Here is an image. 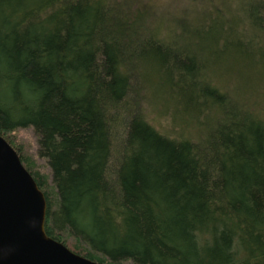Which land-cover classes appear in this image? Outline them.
<instances>
[{
  "label": "trees",
  "instance_id": "1",
  "mask_svg": "<svg viewBox=\"0 0 264 264\" xmlns=\"http://www.w3.org/2000/svg\"><path fill=\"white\" fill-rule=\"evenodd\" d=\"M187 2L0 0V136L98 264H264V0Z\"/></svg>",
  "mask_w": 264,
  "mask_h": 264
},
{
  "label": "water",
  "instance_id": "2",
  "mask_svg": "<svg viewBox=\"0 0 264 264\" xmlns=\"http://www.w3.org/2000/svg\"><path fill=\"white\" fill-rule=\"evenodd\" d=\"M43 193L0 136V264H98L45 233Z\"/></svg>",
  "mask_w": 264,
  "mask_h": 264
},
{
  "label": "rangeland",
  "instance_id": "3",
  "mask_svg": "<svg viewBox=\"0 0 264 264\" xmlns=\"http://www.w3.org/2000/svg\"><path fill=\"white\" fill-rule=\"evenodd\" d=\"M150 4L154 5L157 8V11L161 14L164 11H170L171 13L176 11L177 8H184L186 10L185 5L188 4L187 0H147ZM184 6V7H183ZM235 64H225L222 67L224 73L228 75H232L235 73L234 66ZM232 80L228 77H224V79H217L219 84H222L223 87L227 90V92H232L234 90V83L231 82ZM264 96V95H263ZM162 129V126H159ZM13 140L16 145L21 146L24 148L25 152H27L30 156H33L36 160V163L39 167V170L46 175L48 184L51 185L50 182V175L49 169L47 168L45 161L36 157V147H37V140L35 134L32 132L30 128L27 129H19L13 133Z\"/></svg>",
  "mask_w": 264,
  "mask_h": 264
}]
</instances>
